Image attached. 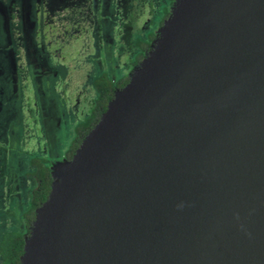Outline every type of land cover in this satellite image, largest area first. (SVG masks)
Listing matches in <instances>:
<instances>
[{
    "label": "water",
    "instance_id": "obj_1",
    "mask_svg": "<svg viewBox=\"0 0 264 264\" xmlns=\"http://www.w3.org/2000/svg\"><path fill=\"white\" fill-rule=\"evenodd\" d=\"M49 172L20 264H264V0H174Z\"/></svg>",
    "mask_w": 264,
    "mask_h": 264
},
{
    "label": "rangeland",
    "instance_id": "obj_2",
    "mask_svg": "<svg viewBox=\"0 0 264 264\" xmlns=\"http://www.w3.org/2000/svg\"><path fill=\"white\" fill-rule=\"evenodd\" d=\"M160 1L0 0V238L25 228L36 185L30 158L63 157L85 109L82 93L90 102L94 78L120 75Z\"/></svg>",
    "mask_w": 264,
    "mask_h": 264
},
{
    "label": "trees",
    "instance_id": "obj_3",
    "mask_svg": "<svg viewBox=\"0 0 264 264\" xmlns=\"http://www.w3.org/2000/svg\"><path fill=\"white\" fill-rule=\"evenodd\" d=\"M137 45L139 47L138 54H140V51L147 48V45L141 40L137 41ZM125 81L126 80L120 82L118 86L123 85ZM92 84L96 90V105L91 109L90 115L79 121L75 126L74 136L70 142L68 150L66 151L68 157L71 156L83 136L97 121L100 113L105 109L106 103L113 93L114 85L105 72H102L101 75L94 78ZM30 165L34 166V169L28 172V174L34 177L36 185L30 191L28 205L22 212L25 228L21 231H7L2 234L0 238V264H20L19 256L22 253L23 237L25 231L28 229V225L33 219L34 208L45 200L49 190L51 177L47 161L41 157H31Z\"/></svg>",
    "mask_w": 264,
    "mask_h": 264
},
{
    "label": "flooded vegetation",
    "instance_id": "obj_4",
    "mask_svg": "<svg viewBox=\"0 0 264 264\" xmlns=\"http://www.w3.org/2000/svg\"><path fill=\"white\" fill-rule=\"evenodd\" d=\"M173 1L174 0H162V1L158 2V4L155 5V9H154V12H153L151 18H147L148 20L145 19L146 21L144 20L146 25L145 26H139L140 35L138 37H136V39L134 40L132 45L128 46V49L125 52L126 61L124 59V62H123V65H122L125 69L115 79H112V78H110L108 76L109 79L111 80V82L114 85L113 91H114L115 88H119V87L123 86L128 81V74H129L131 68L134 65L137 64V62L144 56V54L149 49L150 43L152 42L153 38L155 37V29H156V27L159 26L161 24L162 20L164 18H166L167 15L169 14L170 6L172 5ZM155 17L159 19L158 22H156V23H154L153 20H152ZM129 25L127 26L128 28L130 27ZM139 40H141L142 42H144L147 45V48L145 50H143V51H140V54H138L139 47L137 45V41H139ZM123 80H126L124 82V84L121 85V86H118V84L120 82H122ZM83 92H84V90H83ZM82 95H83L82 96L83 97V99H82L83 100V102H82L83 105L82 106L85 109L84 110L81 109V111H80V121L83 120L88 115H90L91 109L96 105L95 97H93V99L90 102H88L86 100L85 96H84V93H82ZM81 115H83V116H81ZM63 157L69 158L70 156L68 157L66 155V152H65ZM45 160L47 161V163H48V165L50 167V163L51 162H49L47 159H45ZM24 226H25V224H24ZM26 232L27 231H25V233ZM0 263H1V258H0Z\"/></svg>",
    "mask_w": 264,
    "mask_h": 264
}]
</instances>
